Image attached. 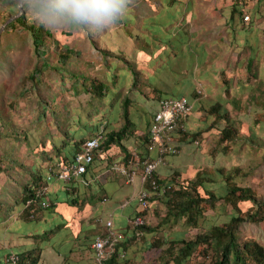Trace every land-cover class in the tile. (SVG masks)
Masks as SVG:
<instances>
[{"label":"trees","instance_id":"1","mask_svg":"<svg viewBox=\"0 0 264 264\" xmlns=\"http://www.w3.org/2000/svg\"><path fill=\"white\" fill-rule=\"evenodd\" d=\"M12 1L13 3H11L9 8L14 10L16 0ZM151 1L152 4L150 3ZM249 1L251 0H235L234 4L231 6V17L226 21L227 25L231 27L233 15L237 13H239L240 16V22H244L243 17L246 13H244L242 9L245 8ZM180 2H182V0H131V12L128 16L117 21L115 24H119L124 29L127 36L130 37L129 42L131 44L139 46V48H137L138 50L133 52L135 55L133 59L124 57L122 53L116 52L110 46H99L98 41L95 39V33L97 32L91 33L84 30L87 33L86 36H88V41L92 43L94 48H97V50L101 52L103 60L106 63L107 70L105 78L93 76L96 74L93 70L94 61L83 59L82 55L75 52L73 47L66 48L65 46L64 49L62 48L59 50V54H61L59 61L64 59L62 63L64 65L70 62L72 64L71 73L73 75L78 74L82 77L81 83L77 85L78 87L75 86L76 82L69 81L70 90L72 89L75 92H80L82 90L83 93L90 94L91 102L94 100L98 102L97 105L92 102L90 103L91 107H87V111L92 118H89V120L85 119L88 117L80 113V119H84L80 120L78 117V120H76L77 125L75 126L73 125L74 123L70 124L69 120H66V118H62V120L59 121L58 118L52 117L48 113L46 106H44V103L48 105L47 91L50 88L49 83L44 79L45 77H49L45 68L50 67V65L48 63V55L46 53L44 54L40 47L42 45L48 46L46 41L48 35L42 37L40 33H44V30L42 31V29L34 25L32 26L33 28L30 27V37L34 45L38 63L32 67L28 74L24 75L25 80L27 79L30 81V84L24 86V91L27 93L31 91L41 93V95H38L36 100L31 103L37 108L34 114L36 125L45 122L46 127L41 129L44 140L42 142H37L36 140V145H32L31 140H29L27 136V132H22L21 124L19 125L16 122L7 121L10 126L15 124L14 126H16L18 130L16 136H14L16 140L13 141L11 138L13 133L2 132L3 123H0V174L5 172L9 184L12 183L10 179H15L16 182L14 186L18 187L14 189V197H12L13 204L17 205L18 213L16 217L12 214L14 207H12V202L8 200L4 205V210L6 212L4 217H6V221L9 225L8 234L11 236L17 234L20 238L19 240L24 242L20 245H15L10 244L11 241H9L8 246H0V264H40L42 257L41 253L44 248L48 247L47 245H52L49 240L56 230L51 226L45 228L43 232L30 229V225L32 224L31 221H33V223L36 222L34 220L36 210L39 207L48 208L53 204L47 191L50 181L47 179V172L51 169L54 170L57 166L72 162L88 139L101 136L100 149H107L115 142L122 149L126 150L121 142L122 139H126L129 135H135L136 145H141V147H139V154H142V150L144 152L141 158L144 159L149 155V129L153 115L147 121V127L144 130L141 129L140 125L134 128L130 126V106L136 102L131 100L132 88L141 93L143 92L148 99L157 100L155 103L158 106L154 110V114L158 110L161 100L177 98L184 95H180L177 88H174L171 92L161 90L154 83L156 80L155 74H147V79L144 80V76L141 73L144 71L149 72L151 66L155 65H158V72L167 68L170 65L168 62L171 60L169 48H172L175 54L179 55L185 50V46L190 44L191 52H189V55L198 65L205 62L207 56L205 48L200 49L198 48L199 45L197 46L194 44L191 36L193 34L190 35L188 30L189 27L186 25L187 20H182L179 25L175 24L174 21L177 18L176 14L178 12L170 11V9H175L174 6ZM162 4L165 5H163L165 8L162 7ZM263 7L264 1L258 0L252 6L254 12L253 9L250 10L251 8L248 10L253 19L262 16ZM149 10H153V15L155 16H158L162 11H166L167 13L164 15V18L162 17L160 20H155L154 18H148L150 16L147 14ZM133 19L137 22L136 28L141 30L135 35L132 33L131 29ZM172 19L174 23L171 25L168 21ZM13 21L14 23L21 22L22 25L27 24L26 15L24 14L15 18ZM144 21L146 22L144 23ZM153 24H155L154 28L151 27ZM45 29L46 33H48L49 29ZM174 30L176 32L178 31L179 34H175ZM231 30L234 32L241 31V34L242 31H248L245 29L238 30L235 27H231ZM99 32L101 31H98V33ZM160 33L163 35H160ZM165 35L168 37L166 38ZM151 36H154L155 39H149ZM230 44L232 49L238 52V55H241L245 50H249L250 53L246 56V68L250 77L253 76L257 79V84L255 86L251 85L249 89H252V91L256 89L260 90L261 87L264 86V79L259 77L258 60H256L257 52L259 51L257 50L258 45H254L249 36H245V42L241 43L238 35L232 36ZM110 56L117 57L121 60L123 65H117L114 62L111 64V62H108L107 57L109 58ZM7 59H9V57L5 48L0 49V67L2 66L3 60L6 61ZM77 61L87 64V66H85L88 70L86 68L77 69ZM51 66L53 68L57 67L54 64ZM125 71H127V73ZM224 71L225 70L221 71L220 77H222V81L225 84L224 95L226 98H224L222 102L218 101L212 104L207 110V115H209V117L213 116L214 119L205 129H209L219 122L224 124L220 130L217 145H219L226 154L237 140L240 139L239 128L243 125H239V120L232 116V113H234L233 110H236V112L242 111V109L247 108L249 103L255 101V99L253 95L248 99L247 97L243 98V93L247 88L244 83L237 88L235 87L236 89L233 94L231 90L232 79L225 77L224 74L222 76ZM250 77H248V80ZM121 79L124 80V84H121ZM146 88L149 89V91H147ZM31 94L35 96V93ZM2 99V94H0V105L2 104ZM259 102L264 105V102ZM55 106H57L56 99H54L53 104L54 113L57 110ZM62 106L64 110L69 109V113L71 112V108L67 106L66 102H63ZM117 107L119 109H117ZM47 113L50 117L48 121H46ZM72 114L71 112V116ZM261 117H264V115H261ZM1 122L3 121L1 120ZM260 123L262 124V122ZM24 127L26 130L29 126ZM79 127L81 128V132L77 135L75 131L73 132V129L76 130V128ZM88 128L90 129L88 130ZM83 129L88 133H85ZM187 129L189 128L187 126V121H185V130L179 131L178 136L175 138L179 141L184 138L187 142L192 141L191 133ZM196 133L200 134L202 131ZM193 137L195 136L193 135ZM251 138L253 140L254 137L251 136ZM178 149L180 150V146H178ZM24 152H26L25 156H23ZM128 155L129 153H127V156ZM12 158L15 159V165L11 164ZM38 158L41 160L40 164H38ZM2 162L5 163L3 166H1ZM11 171H14L15 175H13ZM205 171L206 170L197 172L194 180L186 181L181 184L180 188H175V179L178 176L175 172L172 174L174 177L170 176L168 180L154 173L153 177L157 180L159 187L166 188L167 186L164 192L160 189H158V192L154 191L150 180L144 183V188L152 192L151 199L157 196L156 198L165 201L168 207L167 214L165 215L166 218L163 220L164 224L168 223L169 218L185 217V221L189 225L197 227L199 218L203 215V204L206 203L205 208H214L215 201L219 199V196H216L213 191L208 189L205 183V180H208ZM220 174L222 175L221 177L226 187L224 195L225 200H227L234 209L231 219L221 225L211 226L209 232H198L194 238H185L184 233H177L174 239L170 240L172 242L170 246H174L177 243L179 245L177 253L172 257V260L176 264H190V258L192 255H195V251H198L200 255H204L205 258L208 257L209 260H211L210 263L206 262L205 264H264V245L256 239L246 238L241 240L239 234L240 226L245 221L251 223L264 222V199H258L255 190H252L249 186L239 184L240 181L238 180H244L246 176L250 174L249 171L244 172V170H241L240 167L236 165L233 166L231 170H220ZM199 186H201L207 194L209 193L208 197H204L198 192ZM12 187L13 186H10V189H12ZM40 192H43V194L39 195ZM43 200L49 201V206H43ZM66 202L69 204L78 203L76 199H69L66 200ZM243 204L247 205L246 208L241 207ZM137 216H142L145 219V224L141 225L139 229L143 231L142 236L146 237V240H148L149 236L145 231L149 228L146 220V210L142 209L139 205L130 220ZM113 228L115 229L114 223ZM149 229L153 230L154 228ZM133 238H135L134 235L129 238L125 237L118 242L109 260L104 261V264H137V260L132 261L127 255L125 258H121L119 255L124 251L123 248L129 245V240ZM166 250L169 251L170 248H166ZM12 257H14V259ZM161 259L162 262H164H161L162 264H168L169 257H165L164 255Z\"/></svg>","mask_w":264,"mask_h":264},{"label":"rangeland","instance_id":"2","mask_svg":"<svg viewBox=\"0 0 264 264\" xmlns=\"http://www.w3.org/2000/svg\"><path fill=\"white\" fill-rule=\"evenodd\" d=\"M257 1L258 0L249 1L245 8L242 9L244 13H246L243 19L245 16H249L248 20H243V24L239 20V13L233 15L231 27H235L238 30H248L247 32L242 31V34L241 31H235V33L231 30L230 25L226 23L231 17V6L234 4L235 0H182V2L174 6L175 9H170V11L178 12L176 14L177 18L174 21L176 25H179L182 20H187L186 25L189 27L188 30L190 35L193 34L191 36L194 44L197 46L199 45L198 48L200 49L205 48L207 51L205 62L198 65L195 60H192L189 55V52H191L190 44H187L185 50L179 55H176L175 51L169 48L171 60L168 63H170V65L162 69L161 72L157 71L158 65H155L151 66L149 72L144 71L141 74L144 76V80L147 79V74H155L156 80L154 83L158 88L167 92H171L174 88H177L179 94L188 96L193 104V110L185 120L187 121V126L189 125V129L187 130L191 133L192 141L187 142L185 138L181 139L180 150L178 154H176L177 157L173 160L174 166L178 169L175 172L178 174V176L175 175L177 176L175 179V188H180L181 184L188 180H194L197 172L206 170L205 172L208 180H205V183L208 189L213 191L216 196H219V199L215 201L214 208H205L206 203L203 204V215L199 218L198 226L195 227L189 225L185 221V217L169 218L168 223L164 224L163 220L166 218L165 215L168 210L165 201L161 199L158 200L156 198L157 196L154 197V199L150 197L149 208L146 210V220L149 228L154 229L148 228L145 230L146 234L149 236L148 240H146V237H143L142 234L139 238H133L128 245L132 247L138 246L135 247L136 251L130 253L131 257L129 258L132 261L137 260V264H162L164 262H162L161 258L164 255L165 257H169L168 264H176L172 260V257L177 253L179 245L177 243L174 246H170L172 245L170 240L174 239L177 233H184L185 238H194L198 232H209L211 226L221 225L231 219L234 209L233 206L225 200L224 195L226 187L221 177L220 170H231L233 166L238 165L244 172L249 171L250 174L246 176L244 180H238L240 181L239 184L249 186L252 190H255L258 199H264V117H261V115H264V105L259 102H264V86H262L260 90L256 89L252 91V89H249L251 85L255 86L257 84V79L253 76L250 77L246 68V56L250 52L249 50H245L241 55H238V52L230 46L232 36L238 35L241 43L245 42V36H249L251 42L254 45H258L257 50L259 51L257 52L256 60H258L259 77L264 79V7L262 16H258L255 19H253L251 13L248 11L250 8V10L253 9L252 6ZM11 3H13L12 0H0V28L11 19L0 31V49L5 48L9 57L6 61L3 60L2 66L0 67V94H2L3 98L2 104L0 105V123H3L2 132L13 133L11 137L13 141L16 140L14 136H16L18 130L17 127L14 126L15 124L10 126L8 122L12 121L13 123L16 122L19 125L21 124L22 132L26 131L32 145H36V140L37 142H42L44 140L41 129L46 127V123L43 122L40 125H36L34 114L37 108L31 103L35 101L36 97L41 95V93L36 91L27 93L24 91V86L30 84V81L27 79L25 80L24 75L28 74L32 67L38 63L34 45L30 37V27L33 28L32 26L34 25L42 29V31L44 30V33H40L42 37L48 35L46 38L48 46L42 45L40 47L42 52L48 55V63L50 65V67L45 68L49 77H45L44 79L49 83L50 88L47 91L48 105L44 103V106H46L48 113L52 117L58 118L59 121L62 120V118H66V120H69L70 124L74 123L73 125L75 126L77 125L76 120H78V117L80 119V113L83 115L85 114L88 117L85 119L89 120V118L92 117L89 115L87 107L90 106L92 102L96 105L98 103L96 100L91 102L90 94L83 93L82 90L80 92H75L72 89L70 90V82H76L75 86H77L81 83L82 77L78 74L73 75L71 73L72 64L70 62L64 65L62 64L64 59L59 61L61 55L59 54V50L62 48L64 49L65 46L66 48L73 47L75 52L82 55L83 59L94 61L93 70L96 74L93 76L95 77L99 76L100 78H105L107 67L101 52L98 51L97 48H94L92 43L88 41V36H86L87 33L83 29H60L56 31L49 29L48 33H46L45 27L34 21L27 12L18 13H20V15H26V23L30 25H22L21 22L14 23L13 20L20 15H17V12L9 8ZM150 3L152 4V1ZM163 5L164 4H162V7ZM151 11L153 10L147 12V14L150 15L148 18H154L155 20H160L162 17L164 18V15L167 13L166 11H162L158 16H155L153 15L154 11ZM172 21L173 19L168 22L172 25V23H174ZM145 22L146 21H144V23ZM136 24V20L133 19L131 29L134 35L141 31L136 28ZM154 26L155 24L151 25L152 28H154ZM171 30L173 31L172 28ZM174 32L177 35L179 34L178 31L176 32L174 30ZM97 33H95V39L98 41L99 46H110L128 59L135 58L133 52L138 50L137 48H139V46H135V44L133 45L129 42L130 37L127 36L124 29L119 24L114 23L108 28L101 30L98 34ZM160 35L163 34L160 33ZM165 37L167 38L168 36L165 35ZM149 39L154 40L155 38L151 36ZM107 59L111 64L114 62L117 65H123L121 60L117 57L110 56L109 58L107 57ZM53 64L57 67L53 68L51 66ZM76 64L77 69H85L87 66V64L80 61H77ZM222 70H225L222 76L224 74L225 77L232 79V86H230L233 94L235 89L244 83L247 88L243 93V98L247 97L248 99L253 95L255 99V101L250 102L249 106L242 109V111L236 112V110H233L234 113H232V116L239 120V125H243L239 128L240 139L237 140L226 154L219 145H217L220 130L224 124L219 122L209 129H205L214 119L213 116L209 117V115H207V110L212 104L218 101L222 102L224 98H226L224 95L225 84L222 81V77H220ZM125 72L127 73V71ZM248 77H250L249 80ZM123 81L124 80L121 79V84H124ZM146 90L149 91L147 88ZM31 93H35V96ZM54 99H56L57 105L55 106L57 108L55 113L53 109ZM131 100L136 102L130 106V126L134 128L140 125L141 129L144 130L147 127V121L152 117L154 110L158 106L155 103L157 100L148 99L143 92L141 93L133 88ZM63 102H66L67 106L71 108V112L73 113L72 116L71 112L69 113V109L64 110L62 106ZM117 109L119 108L117 107ZM48 113L46 121L50 119ZM83 119L84 118H81L80 120ZM1 120L3 122H1ZM260 122H262V124ZM24 126L29 127L25 130ZM89 129L90 128H88V130ZM74 131L78 135V133L81 132V128H76V130L73 129V132ZM83 131L88 133L85 129H83ZM198 131H202V133H196ZM193 135L195 137H193ZM250 135L254 137L253 140ZM134 136L135 135H129L127 138H133ZM25 155L26 152L23 153V156ZM140 155H144V152ZM135 158L136 162H139V167L143 165V160L145 158H140V160H138L137 157ZM11 162L12 165L16 163L14 158L11 159ZM166 162V158H164L161 164ZM4 164L5 163L2 162L1 166ZM11 172L15 175L14 171ZM172 174H174V172ZM172 174L170 176H172ZM162 176L166 180L170 178V176ZM7 180L5 172H2L0 174V246H8L9 241H11L10 244L15 245L24 243L19 240L20 238L17 234H13V236L8 234L9 225L6 221V217H4L6 215L4 205L10 200L12 202V207H14L12 214L16 217L18 209L16 207L17 205L13 204L12 197H14V189L18 187L14 186L16 182L15 179H10L12 182L10 184ZM10 186H13L12 189H10ZM198 192L202 196L208 197L209 193L207 194L201 186H199ZM246 206V204L241 205L243 208H246ZM31 222L30 229L33 231L37 230L43 232L47 225L51 226L49 223L39 224L37 222ZM239 234L241 240L246 238L256 239L264 245V222L251 223L245 221L240 226ZM52 240H54V238ZM139 246H142V250ZM166 248H170V250L167 251ZM143 250L149 251L150 257L142 259L134 256V253L136 255L138 252L141 255ZM206 262L210 263L211 260H209L208 257L205 258L204 255H200L198 251H195V255H192L190 258V264H205Z\"/></svg>","mask_w":264,"mask_h":264},{"label":"crops","instance_id":"3","mask_svg":"<svg viewBox=\"0 0 264 264\" xmlns=\"http://www.w3.org/2000/svg\"><path fill=\"white\" fill-rule=\"evenodd\" d=\"M176 141L181 147V142L177 138ZM121 142L126 150L115 142L107 149L98 150L93 163L88 165L87 172L80 178L64 181L55 177L49 181L47 191L53 204L48 208L39 207L34 220L39 224L49 223L56 230L49 240L52 245H47L41 253L40 264H97L92 242L106 230L105 221L108 219L113 221L115 230L123 238L133 235L137 238L130 219L138 207L137 196L144 188L141 178L144 165L139 167V162L135 160V157L138 160L141 158V145L136 146L135 137L122 139ZM156 154L154 150L149 151L151 159ZM175 157L177 155L167 156V162L160 163L155 173L168 177L176 172L178 169L173 164ZM38 161L40 164L41 160ZM136 165V175L132 180L119 170L120 167L135 169ZM69 199H76L78 203L69 204L66 202ZM135 247L138 246L123 248L128 258L131 252L136 251ZM139 247L142 250V246ZM148 252L143 250L141 255L138 252L134 256L148 258Z\"/></svg>","mask_w":264,"mask_h":264},{"label":"built area","instance_id":"4","mask_svg":"<svg viewBox=\"0 0 264 264\" xmlns=\"http://www.w3.org/2000/svg\"><path fill=\"white\" fill-rule=\"evenodd\" d=\"M248 20L249 16H245L244 20ZM193 110V104L187 96H181L177 98L163 99L159 102L158 110L153 114L150 125V139L148 143L149 151H156V157L151 159L150 156H146L143 160V175L142 181L145 183L150 180L154 191L158 192L160 189L162 192L166 191V188L159 187L153 174L155 173L158 165L161 161L170 155H175L179 152V144L176 142V138L179 131L185 130V120L191 114ZM101 136L92 137L86 141L82 146L79 153L76 154L75 159L65 165L57 166L54 170L51 169L47 175V179L58 178L64 181H72L80 178L88 170V165L92 164L95 158L96 152L100 149ZM135 169L120 167L119 170L128 179H133L136 175ZM40 192L39 195H42ZM152 192L148 189L142 188L137 196L138 205L147 210L149 208V199ZM49 201H42L43 206H49ZM131 226L133 227L137 237L143 234V231L139 227L145 224V219L142 216H137L132 219ZM107 229L102 234H98L92 243L95 261L97 264H104V261L111 255L115 249V245L123 238L122 234L117 233L113 228V221L108 219L105 223ZM121 258L126 257L125 251L120 254ZM14 259V257H12Z\"/></svg>","mask_w":264,"mask_h":264},{"label":"clouds","instance_id":"5","mask_svg":"<svg viewBox=\"0 0 264 264\" xmlns=\"http://www.w3.org/2000/svg\"><path fill=\"white\" fill-rule=\"evenodd\" d=\"M15 11L27 12L52 31L83 29L95 33L131 12V0H16Z\"/></svg>","mask_w":264,"mask_h":264},{"label":"water","instance_id":"6","mask_svg":"<svg viewBox=\"0 0 264 264\" xmlns=\"http://www.w3.org/2000/svg\"><path fill=\"white\" fill-rule=\"evenodd\" d=\"M17 15H20V13H18ZM10 20H11V19H10ZM10 20H8L6 23L10 22ZM6 23L4 24V26L6 25ZM4 26H2V27L0 28V31L2 30V28H3Z\"/></svg>","mask_w":264,"mask_h":264}]
</instances>
